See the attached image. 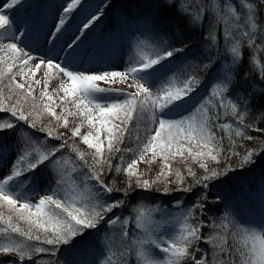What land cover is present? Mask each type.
Here are the masks:
<instances>
[{"label":"snow or ice","instance_id":"snow-or-ice-1","mask_svg":"<svg viewBox=\"0 0 264 264\" xmlns=\"http://www.w3.org/2000/svg\"><path fill=\"white\" fill-rule=\"evenodd\" d=\"M21 4L22 0H5L0 5V113L10 114L0 117V132H18L23 122L43 138L19 136L14 157L0 167V264H25L41 254L56 257L62 247L82 257L70 264H129L130 256L135 257L134 264H264V206L258 221L241 218L238 208L204 221L199 216L208 193L201 191L191 206L182 207L183 200H177V212L140 204L134 217L121 219L114 211L125 207L129 193L136 190L160 192L162 185L163 194L169 195L173 175L177 192L206 190L210 182L254 164L264 151L235 150L237 139H253L248 131L264 129L245 124L255 90L243 96L239 94L243 83L233 88L245 47L250 50L249 70L242 80L255 74L264 82V0L238 4L164 0V7L190 27H204L207 18L205 38L215 55H220V28L229 59L215 80L204 86V95L198 92L199 76L184 69L180 54L186 45L170 40L155 20L133 34L134 54L123 68L90 69L77 63L76 50L102 11L88 16L55 52L73 14L83 6V0H65L62 14L45 37V43H52L51 54L37 56L24 44L21 38L28 37L8 14ZM207 59L204 68L212 63V56ZM53 80L57 85L51 88ZM221 115L235 123L227 119L219 123ZM46 116L48 123L43 122ZM70 117L79 123L69 129ZM60 129H69L70 136ZM77 137L87 150L69 143ZM3 147L7 145H0V150ZM157 160L161 167L156 177L144 179L146 173L139 165L150 169ZM177 161L184 164L191 183L182 171H173ZM194 164L202 169L200 175ZM46 180L50 184L45 192ZM130 222L139 229L132 236L127 230ZM101 225L112 229L113 235L101 236ZM204 228L209 231L204 233ZM93 244L103 247L94 252ZM88 255L95 259L83 258ZM34 264L43 262L37 259Z\"/></svg>","mask_w":264,"mask_h":264},{"label":"rangeland","instance_id":"rangeland-1","mask_svg":"<svg viewBox=\"0 0 264 264\" xmlns=\"http://www.w3.org/2000/svg\"><path fill=\"white\" fill-rule=\"evenodd\" d=\"M100 1L101 0H83L82 8H80L76 13L73 14V18L70 21V27H68V30L63 33V36L61 37L60 41L57 43L56 48L53 51L59 52L60 46L63 45L70 36L76 33L77 27H79L80 24L93 13L99 14L98 10H100L103 12V15L93 25V27L88 30L87 39H85L83 43H81L80 47L76 50L77 63L81 64L85 68L90 69H95L98 67L123 68L127 64L129 56L134 54L133 48L131 47L133 34L137 33L138 29L144 30L148 23L153 21L150 15L155 13V6L147 8V12H149L148 14H139V17L137 16L136 18H132L133 20L129 21L128 26H125L120 22L119 26L115 29L116 31H113L111 30V28L113 27V21L111 24L110 16H107L106 11L104 10V7L100 3ZM156 1L159 2L161 0ZM233 2L238 4L239 0H233ZM64 3L65 0H22L21 5L16 6L14 9L8 10L10 18L14 19L17 25H20V31L24 32L26 34V37H28L26 39H21L24 40L25 45L29 46L32 49L34 55L44 56L46 53L51 54L49 53V49L52 48V43H45V37L47 36V33L49 31L53 30V25L57 22L58 16L62 14L61 9ZM142 3L143 2L141 1V6L143 8L147 6L146 4ZM4 4L5 0H0V5ZM121 4L125 5V0H122ZM127 8L129 10L131 9L130 6H127ZM156 11L158 13L161 12L160 9ZM118 16H120V14ZM220 27H222V25ZM218 29L220 35V28L218 27ZM180 56L183 60L185 70H187V68L190 70V68H194L197 65V62L195 63L194 59L185 55V53L181 54ZM262 58L264 59V54H261V61ZM60 59H64L63 53L61 54ZM33 63H35V61ZM177 63H179V61H177ZM223 66L224 65H222L221 68L211 67L210 71L212 72V75L205 82H202L201 88L198 90L200 95H204L206 93L207 89L204 86L215 80L218 74L223 71ZM56 85L57 81L53 80L50 87L54 88L56 87ZM116 86L124 87L122 85ZM39 91L40 88L38 87L36 89L37 97ZM59 111L60 109H57V112ZM0 117H10V114L0 113ZM49 120L50 118L46 116L44 117L43 122L48 123ZM69 120V129L79 123V120L75 117H70ZM18 128V132L16 130H5L4 132H0V145H7V147H3L2 150H0V155H2L3 157L2 159H0V167H3L5 163H10L11 159L14 157L13 148L15 147L19 136L28 134L33 136V138L37 140L43 138V135H41L42 133H40L38 130L28 129L23 122H20ZM69 129H60L59 131L70 136ZM85 131H87V128L82 129V132ZM69 142L70 144H78L81 150H87L86 146L80 143L78 137L74 140L70 139ZM261 149H264V144L259 148L257 147L256 150ZM72 155L74 156V154ZM259 156L260 160L255 159L256 162L252 164V166L256 169L255 173L252 176L248 175L246 181V188L248 185H251L252 187H254V189L257 188V190L259 191L258 193L253 194L247 191L248 188L246 189L245 187L243 190L238 188V186H240L239 184H241L242 182L235 179L236 173H230L226 178L218 180L212 184V187L214 189H217L216 191L220 192V194L218 193L219 195L217 196L220 197L218 202L222 206L223 213L228 208H238L241 218L245 220H259L261 208L262 206H264V151H261ZM89 162L91 163V160H89ZM160 167L161 162L157 160L150 166V169L149 166L141 163L139 165V170L146 173V175L143 177L144 179L151 180L156 177L157 173L160 170ZM193 168L194 170H197L198 166L194 164ZM250 168L246 169L248 173L251 172ZM177 169L182 171L187 177V172L184 164L180 163L179 161L173 163V171L175 172V170ZM237 172L246 171L239 170ZM41 176H47V173H41ZM75 176L78 177L79 173H76ZM170 180H172L173 182L169 183L168 185V187L172 190L169 195L163 194L162 185L160 186V192L153 191L150 194L147 192H135L133 194L134 197H130L128 201L125 202V207L116 209L114 211L116 212V214L120 215L121 219H124L126 217H134V209L140 204H146L149 206L160 205L163 208H167L171 212H177L180 210L176 208L177 200H183L182 207L191 206V198H193V194L175 191L177 187L176 183L174 182L175 176L173 175L172 177H170ZM49 184L50 181L46 180L44 182L43 187L45 192L48 190ZM259 185H261L260 188H263L262 190L259 189ZM136 194H140V196H137L135 199ZM33 202H35V200ZM159 216V213L155 214V217L157 219H159ZM202 216L206 217L207 219L213 220L221 217L222 215L219 216L216 213H211L210 215L203 212ZM100 227L101 236H103L105 232L110 236L113 235V230L110 229L107 225H101ZM127 230L130 236L139 232V229H137L131 222L127 225ZM115 231L118 233L119 228L115 229ZM92 247L94 252H98L99 249L103 247V245L93 244ZM201 247L207 249V245L202 244ZM197 256H199V253H197ZM77 258L82 257L78 256L77 252L73 251L70 253L67 249L62 247L61 252L57 253L56 257H50L46 254H41L38 257H34L33 261L26 260L25 264H34L35 260L37 259L42 260L43 264H48L49 260L52 261V264H56L57 260L60 262V264H70L73 259ZM83 258L93 260L95 259V256L88 255L87 257ZM134 262L135 257L130 256L129 264H134Z\"/></svg>","mask_w":264,"mask_h":264},{"label":"trees","instance_id":"trees-1","mask_svg":"<svg viewBox=\"0 0 264 264\" xmlns=\"http://www.w3.org/2000/svg\"><path fill=\"white\" fill-rule=\"evenodd\" d=\"M122 0H101L100 3L104 7V10L106 11L107 16H110V23L112 24L113 21V27L111 30L116 31L115 29L119 26V23L124 24L125 26H128L129 21L133 20L132 18H136L139 14L149 13L147 12L148 7H154L155 13L151 14L153 20L157 21L162 28L163 31L167 32L168 38L170 40H173L176 42L178 46L186 45L184 48V52L181 54H184L193 58L194 62H197V65L194 68H190V70L187 68V71L194 72L196 75L199 76L202 82H205L209 77H211L212 72L210 71L211 67H219L221 68L224 63L228 62V57L224 55V44H223V38L219 35V29H217L218 33V47L220 51V55H215V50L209 45V41L205 38L206 30H207V18L205 20V26L201 28L196 27H190L186 22L181 21L175 16L174 10L169 11L166 7H164V0H161L157 2L156 0H141L143 3L146 4L144 8L141 6V1L139 0H125V5L121 4ZM127 6H130V10L127 8ZM161 10L160 13H158L156 10ZM167 11H166V10ZM164 11V12H163ZM133 13V14H132ZM163 13V14H162ZM120 14V16H118ZM159 14V15H157ZM139 17V16H138ZM244 58L242 65L239 67V74L236 76V83L233 85V88L239 86L241 83H243V87L240 90V95L243 96H251L253 94V90H255L254 93V99L251 101V111L250 115L247 116L245 120V124H255L260 129H264V116H260L259 114H264V82H262L258 76L255 74H250L248 79L246 81L242 80L243 73L247 72L249 70V57H250V50L245 47L243 49ZM180 54V55H181ZM212 56V63L209 67L204 68L202 67L203 64L208 63L207 57ZM262 62H264V59L262 58ZM177 63V62H176ZM248 83V84H247ZM202 85V84H201ZM213 109H210V112H212ZM225 119L228 121H231L235 123L232 117L225 118L223 115H221L219 123L225 122ZM219 135H223V133H218ZM248 134L253 137L252 140L247 139H237V147L236 151H239L241 154L246 149H257L260 146H262L264 143V131H248ZM70 143V142H69ZM225 143L227 141L225 140ZM242 145V147H241ZM256 160H260V156L255 157ZM237 162L236 158L233 157L231 160V163L235 165ZM117 163L116 160H113V164ZM224 161H221V166H223ZM252 167V168H250ZM250 168L251 172H247L246 169ZM253 169V170H252ZM251 165L248 167H245L243 170L246 172H232L235 174V179L241 181L242 183L239 184L238 188L244 189L246 188V181L247 176H252L256 169ZM197 175H200L202 173V169L197 168ZM247 173V174H244ZM263 173V172H262ZM264 176V173H263ZM111 177H106V179H110ZM123 177L118 178V182L122 181ZM218 181V180H217ZM187 182L191 183L192 178L187 177ZM216 182V181H214ZM214 182H210L209 188L204 190L199 187H194L193 191L187 194H193V198H191L192 202L197 199L199 193L201 191H206L208 193V200L205 201L206 207L204 208L203 212L210 214L216 213L219 216L223 215V210L221 204L218 202L220 198L219 195L220 192L216 191L217 189H214L212 184ZM245 182V183H244ZM263 182V181H262ZM261 185H259V189L262 190L263 188H260ZM257 187V186H256ZM249 190H248V189ZM247 191L256 194L259 191L257 188L254 189L251 185L247 186ZM146 193L141 190H136L134 192H130L127 200L131 197H134V193ZM219 193V194H218ZM150 194V193H149ZM114 196L119 198V193H114ZM137 196H140V194H136L135 199ZM216 202V203H215ZM197 213H200V209H196ZM199 219L208 221L211 219H207L206 217H203L202 215L199 216ZM209 231L208 228H204L203 232L207 233ZM208 248V246L206 247Z\"/></svg>","mask_w":264,"mask_h":264}]
</instances>
